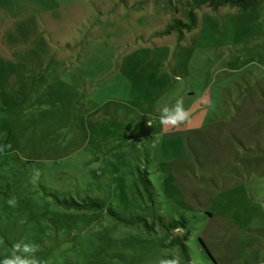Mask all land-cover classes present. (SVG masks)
<instances>
[{
	"label": "rangeland",
	"instance_id": "374dc122",
	"mask_svg": "<svg viewBox=\"0 0 264 264\" xmlns=\"http://www.w3.org/2000/svg\"><path fill=\"white\" fill-rule=\"evenodd\" d=\"M185 1L0 0V259L186 264V232L195 264H264V0L159 34ZM178 97L189 121L153 119Z\"/></svg>",
	"mask_w": 264,
	"mask_h": 264
},
{
	"label": "trees",
	"instance_id": "16d2710c",
	"mask_svg": "<svg viewBox=\"0 0 264 264\" xmlns=\"http://www.w3.org/2000/svg\"><path fill=\"white\" fill-rule=\"evenodd\" d=\"M258 0H186L185 5L188 7V20H183L181 18H175L171 22H169L161 31L159 34H168L172 31H178L180 34L185 29H190L193 26L197 24L198 21V15L195 11V8L203 5L208 4L213 9H217L220 6L223 5H230L232 7H238L240 9H246L247 7L253 5ZM146 182L150 184L149 180L146 179ZM85 204L102 207V202L98 198H90ZM81 205V204H79ZM110 213L118 218L121 221H124L126 223H142L144 228L148 231L154 230L156 227V224H159L160 227L170 231L172 229H180L185 227V223L183 219L174 217L167 218L166 215H164L162 212H159L157 215H154L153 219L151 221H148L145 217L141 215H136L131 218H122L118 215V213L112 209L109 210ZM187 234L186 232L182 234H175L173 235L167 245L174 246V245H181L182 251L185 255V261L186 264H195L193 262L192 257L189 255L187 250V244H186ZM205 250L209 254V256L212 258L210 252L206 247ZM184 264V263H181Z\"/></svg>",
	"mask_w": 264,
	"mask_h": 264
},
{
	"label": "clouds",
	"instance_id": "9594fccd",
	"mask_svg": "<svg viewBox=\"0 0 264 264\" xmlns=\"http://www.w3.org/2000/svg\"><path fill=\"white\" fill-rule=\"evenodd\" d=\"M159 116L153 117L158 119L159 123L166 128H179L182 124L186 123L190 119L191 113L184 107L182 97L175 99V102L171 105L165 104L158 109ZM4 148H11L10 144L4 145L0 148V152ZM34 175L32 182L35 183L39 178V169L33 170ZM7 204L11 207L17 206V200L13 197L7 200ZM20 223H24L21 219ZM39 250V246L35 243L29 242H16L12 245L11 249H6L3 259H0V264H45V261L36 257V252ZM20 253H24L21 255ZM159 264H181V258L179 255H175L172 259H164L159 261Z\"/></svg>",
	"mask_w": 264,
	"mask_h": 264
}]
</instances>
